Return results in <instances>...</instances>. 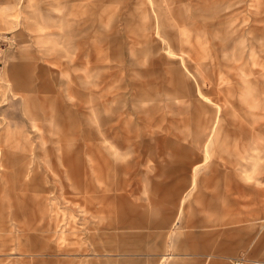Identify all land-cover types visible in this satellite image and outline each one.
Wrapping results in <instances>:
<instances>
[{"label":"rangeland","instance_id":"obj_1","mask_svg":"<svg viewBox=\"0 0 264 264\" xmlns=\"http://www.w3.org/2000/svg\"><path fill=\"white\" fill-rule=\"evenodd\" d=\"M0 34V264H264V0H0ZM89 131L100 214L56 173Z\"/></svg>","mask_w":264,"mask_h":264},{"label":"crops","instance_id":"obj_2","mask_svg":"<svg viewBox=\"0 0 264 264\" xmlns=\"http://www.w3.org/2000/svg\"><path fill=\"white\" fill-rule=\"evenodd\" d=\"M113 130V134L110 135L113 139L120 140L123 143H127V137L125 132L115 126H109ZM97 134L91 131L84 132V143H78L76 154L79 160L78 166L72 170L71 161L67 157H63L64 170L57 169L56 173L60 176V190L69 192V187H72L76 192L73 194L79 195L87 208L88 213L100 214L108 210L111 207L113 183L110 178H106L107 174H110L113 170L112 163L109 159H105L103 156L94 155L97 144ZM82 146H89L90 152H80ZM88 157L90 162L89 168L84 156ZM92 170V173H89ZM64 174L67 176L65 177ZM69 181V182H68ZM93 198L91 200L89 196ZM58 223V222H56ZM57 225V224H56ZM59 228V226L57 225ZM72 229V227H71ZM64 232V231H63ZM64 234V233H63Z\"/></svg>","mask_w":264,"mask_h":264},{"label":"built area","instance_id":"obj_3","mask_svg":"<svg viewBox=\"0 0 264 264\" xmlns=\"http://www.w3.org/2000/svg\"><path fill=\"white\" fill-rule=\"evenodd\" d=\"M12 40L7 34H0V75L4 68L6 54L11 50Z\"/></svg>","mask_w":264,"mask_h":264},{"label":"bare ground","instance_id":"obj_4","mask_svg":"<svg viewBox=\"0 0 264 264\" xmlns=\"http://www.w3.org/2000/svg\"><path fill=\"white\" fill-rule=\"evenodd\" d=\"M220 115V114H219ZM89 196V195H88ZM89 198L91 199V197L89 196Z\"/></svg>","mask_w":264,"mask_h":264}]
</instances>
